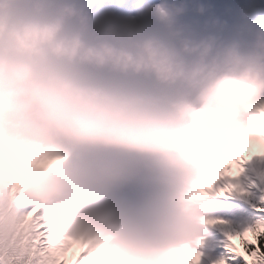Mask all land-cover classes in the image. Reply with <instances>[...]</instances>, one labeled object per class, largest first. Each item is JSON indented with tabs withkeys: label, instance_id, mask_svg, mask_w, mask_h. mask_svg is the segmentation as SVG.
<instances>
[{
	"label": "clouds",
	"instance_id": "9594fccd",
	"mask_svg": "<svg viewBox=\"0 0 264 264\" xmlns=\"http://www.w3.org/2000/svg\"><path fill=\"white\" fill-rule=\"evenodd\" d=\"M258 156L264 4L0 0V218L14 180L60 214L61 264L85 240L105 264H203L209 193Z\"/></svg>",
	"mask_w": 264,
	"mask_h": 264
},
{
	"label": "snow or ice",
	"instance_id": "6c2138e0",
	"mask_svg": "<svg viewBox=\"0 0 264 264\" xmlns=\"http://www.w3.org/2000/svg\"><path fill=\"white\" fill-rule=\"evenodd\" d=\"M15 165H10L8 174L12 175ZM255 173L253 179L249 173ZM12 186L6 189V205L0 218V264H61L58 257L67 248L69 234L63 229L60 214L44 207H28L20 211V193ZM250 189H258L261 195L252 205L253 210L264 214V156L246 162L241 173L235 178L225 177L215 184L210 196L222 200L248 202ZM215 226L226 237V255L212 264H264V215L240 231H233L230 223L215 218ZM238 238V244L233 239ZM85 247L75 264H105L106 251L100 241L85 240ZM62 264H72L65 258Z\"/></svg>",
	"mask_w": 264,
	"mask_h": 264
},
{
	"label": "rangeland",
	"instance_id": "374dc122",
	"mask_svg": "<svg viewBox=\"0 0 264 264\" xmlns=\"http://www.w3.org/2000/svg\"><path fill=\"white\" fill-rule=\"evenodd\" d=\"M17 207L20 211H25L28 208L27 201L22 200L21 202H18Z\"/></svg>",
	"mask_w": 264,
	"mask_h": 264
}]
</instances>
